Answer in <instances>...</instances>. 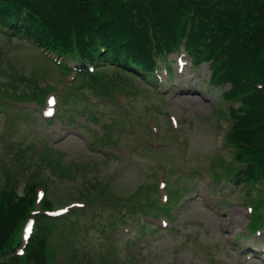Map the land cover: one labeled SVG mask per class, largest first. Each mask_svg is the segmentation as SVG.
Masks as SVG:
<instances>
[{
  "label": "rangeland",
  "instance_id": "obj_1",
  "mask_svg": "<svg viewBox=\"0 0 264 264\" xmlns=\"http://www.w3.org/2000/svg\"><path fill=\"white\" fill-rule=\"evenodd\" d=\"M43 54L0 34V187L33 182L44 213L46 199L66 210L47 232L52 264H264V193L231 185L245 182L222 152L233 103L206 65L170 55L173 75L161 64L148 90L110 66L75 78Z\"/></svg>",
  "mask_w": 264,
  "mask_h": 264
},
{
  "label": "trees",
  "instance_id": "obj_2",
  "mask_svg": "<svg viewBox=\"0 0 264 264\" xmlns=\"http://www.w3.org/2000/svg\"><path fill=\"white\" fill-rule=\"evenodd\" d=\"M2 29L76 66L144 76L159 58L185 52L193 66L207 65L209 84L233 103L225 138L242 182L264 178V0H0ZM14 186L0 187V264H52L42 220L24 254H15L35 185L28 181L23 195Z\"/></svg>",
  "mask_w": 264,
  "mask_h": 264
}]
</instances>
